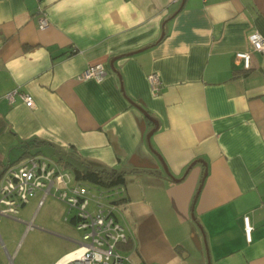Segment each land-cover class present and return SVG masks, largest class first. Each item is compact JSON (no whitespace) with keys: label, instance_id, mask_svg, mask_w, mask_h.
Returning <instances> with one entry per match:
<instances>
[{"label":"crops","instance_id":"1","mask_svg":"<svg viewBox=\"0 0 264 264\" xmlns=\"http://www.w3.org/2000/svg\"><path fill=\"white\" fill-rule=\"evenodd\" d=\"M254 31L264 36V0H0V167L37 139L122 172L141 264H264V52L252 50ZM247 51L248 70L236 57ZM96 63L103 79L82 80ZM15 89L35 105L10 102ZM41 198L0 213V264H29L21 239L38 227Z\"/></svg>","mask_w":264,"mask_h":264},{"label":"built area","instance_id":"2","mask_svg":"<svg viewBox=\"0 0 264 264\" xmlns=\"http://www.w3.org/2000/svg\"><path fill=\"white\" fill-rule=\"evenodd\" d=\"M48 26L47 14L42 11L39 28ZM249 41L253 51L264 52V36L260 32H251ZM236 57L243 62L245 69L252 68L250 51L238 52ZM104 76V64L96 63L89 65L80 78L102 80ZM149 81L153 92L158 93L162 84L159 74L152 73ZM17 95L28 107L35 105L30 94L21 93L18 89L9 92L6 98L12 102ZM73 180L67 170L44 155L27 158L5 171L0 183V204L3 206L0 213L15 216L22 205L39 192L42 193L40 208L46 197L54 194L75 211V226L82 232L79 247L67 254L59 264H141L134 257L133 247L128 248L130 252H125L132 237L129 225L119 219L124 204L116 203L123 196V188L96 189ZM243 219L246 239L251 242L253 225L248 215Z\"/></svg>","mask_w":264,"mask_h":264},{"label":"rangeland","instance_id":"3","mask_svg":"<svg viewBox=\"0 0 264 264\" xmlns=\"http://www.w3.org/2000/svg\"><path fill=\"white\" fill-rule=\"evenodd\" d=\"M42 153L53 160L59 159L55 150L49 146L43 147ZM93 188L98 189L95 186ZM32 200L31 198L30 201ZM0 207L3 206L0 204ZM36 208L31 209V216L35 213ZM69 208L65 201L54 194L46 197L43 205L35 213L33 223L38 227H33V230L26 232L21 239V244L24 243L23 251L28 247H32L33 256L28 258L29 264H35L40 257H42L44 264H52L61 254L79 247L78 241L82 240V232L67 221ZM36 252L38 253L37 256Z\"/></svg>","mask_w":264,"mask_h":264},{"label":"trees","instance_id":"4","mask_svg":"<svg viewBox=\"0 0 264 264\" xmlns=\"http://www.w3.org/2000/svg\"><path fill=\"white\" fill-rule=\"evenodd\" d=\"M49 144L47 141H41L37 139H33L27 142L23 143L24 147V153L21 158H19L16 162L12 163H6L0 167V183L1 180L5 174V171L14 165H17L24 161L27 158H30L32 156H37L42 153L41 147ZM36 149V151H32V149ZM57 155L59 156L58 160H53L51 158H48L52 161H54L57 165H59L61 168H64L67 170L74 178L73 182H80L81 184H86L89 185L91 188L93 186L98 187V188H105V189H110L114 187H121L123 188V196L120 197L119 200L116 201V203H121L124 204L126 201V192L125 188L123 186L124 184V174L122 172H116V171H110L106 169H98L94 168L88 164H86L83 160L80 158L67 154L65 152H58L57 150L55 151ZM26 156H29L26 158ZM45 156V155H44ZM46 157V156H45ZM1 166V164H0ZM30 202V201H29ZM28 202V203H29ZM27 203L23 204L22 206L26 205ZM22 208V207H21ZM19 209V211L21 210ZM71 213H73L71 215ZM123 213V212H122ZM70 215V216H69ZM69 215L67 216V221H69L72 225L77 224V218L75 216V211L69 208ZM5 216V215H4ZM10 217V216H8ZM120 221L123 223L125 220V216L122 214V216L119 217ZM76 227V226H75ZM77 229V228H76ZM78 230V229H77ZM80 231V230H78ZM130 246H132V242L126 246V249H128Z\"/></svg>","mask_w":264,"mask_h":264}]
</instances>
